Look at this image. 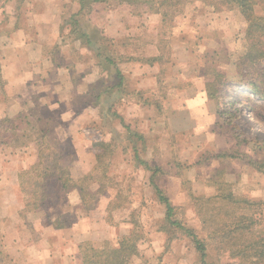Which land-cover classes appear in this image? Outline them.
Segmentation results:
<instances>
[{"label":"rangeland","instance_id":"obj_1","mask_svg":"<svg viewBox=\"0 0 264 264\" xmlns=\"http://www.w3.org/2000/svg\"><path fill=\"white\" fill-rule=\"evenodd\" d=\"M120 1L89 3V6L91 4L95 8L91 13L87 14V10L81 16L82 29L91 31L93 23L97 24L103 30L104 38L107 37L102 46L108 55L127 58L135 54L137 58L145 60L144 55H151L155 52L154 47H158L163 61L156 71H160V88L166 96L165 118H178L175 114L181 110L179 116L188 128L182 132L174 131L179 128L174 125V121L168 124L153 107H148L152 129L171 130L174 134H160L155 138L150 136L152 131H149V136H144V141L138 142L140 159L148 161L151 166L162 168L156 181L178 207L179 217H183L184 224L195 229L199 237L208 242L209 261L220 262L224 253L217 250L216 241L207 239V232L196 215L190 193L197 197L214 195L217 192L214 183L217 181L236 196L248 195L251 200L264 202V173L258 172L254 164H251V161H264V149L260 150V143H264V59L257 56L260 50H264V34L253 30L249 35L250 24L240 12H236L235 16L221 24L223 30L217 38L224 44L217 47L214 42L208 41L213 30H207L205 20L194 14L197 13L198 8L195 7H198L196 5L201 0H149L152 4H146V0H137L138 3L131 5L121 4ZM163 1L167 3L162 4ZM24 2L25 0H0V7L1 4L7 5L4 13L12 19L13 25L25 12V9H21L22 3V8L25 7ZM62 5L60 2V9ZM157 9L159 13L155 12ZM77 11V3H70L61 9V39L46 52L54 57L55 63H62L66 57L72 56L78 60L86 59L92 66L94 57L89 52L81 54L78 48L80 42L74 40L77 32L71 25L70 18ZM142 13L144 15L140 16ZM257 13L264 16V8H258ZM4 17L2 15L1 19ZM3 20L0 21L4 22ZM248 53L255 55L253 59L247 57ZM148 71L147 76L153 74L152 69ZM207 81L216 83L218 98L213 100L212 111H206L207 107L202 108L207 117L199 119L203 123L197 125L199 120L191 123L189 119L198 118L197 114L201 113L202 106H194L190 100L200 96ZM106 82H111L107 74L102 84ZM1 83L3 81L0 77ZM99 89L102 87L98 84L89 88L88 100H92ZM89 103L90 101H84L82 105ZM33 108L27 107V113H31ZM118 110L121 111L122 108ZM185 110H190L191 113L184 118L187 114L183 115L181 112ZM121 112L124 114V110ZM32 117L37 119V115ZM156 117L160 118L159 121ZM135 125L137 126L130 123L132 130ZM5 127L11 130L12 123H7ZM41 128H47L45 122L39 124L38 129ZM22 130L18 133H22ZM79 131L81 141L88 143L106 142L118 136L120 149L111 160V170L106 176H101L97 186L92 185L88 204L90 209L97 207V211H103L108 197L114 196L105 210L110 225L116 230L112 232L110 246H115L123 235H129L134 230L142 237L139 248L143 256L135 257L132 264H199V255L189 238L177 232L170 240L165 233L160 232L165 209L155 197L153 187L149 185L151 173L136 161L131 150L133 144L119 120L115 122L113 116H107L101 122L82 126ZM0 139L15 142L16 133L12 135L9 132L6 139ZM31 139L28 137L26 141ZM127 146L125 151H121V147ZM63 149L69 154L61 164L69 169L74 179H80L84 172L81 170L79 157L75 154L77 144L70 141L65 143ZM178 162L182 165L180 170L176 168ZM102 172L101 168L96 170L100 175ZM177 173L182 176H174ZM33 177L39 181L38 177ZM27 179H31V176H26L25 180ZM32 224L31 216L26 222L25 216L21 219L16 217V213L10 214L0 223V264H26L37 260L41 251L30 243L33 237L30 228ZM103 236L110 237L109 233H103ZM15 237L22 242L18 244ZM70 253L72 254L68 259L58 257L56 260L59 263L55 261L54 264H81L78 253Z\"/></svg>","mask_w":264,"mask_h":264},{"label":"crops","instance_id":"obj_2","mask_svg":"<svg viewBox=\"0 0 264 264\" xmlns=\"http://www.w3.org/2000/svg\"><path fill=\"white\" fill-rule=\"evenodd\" d=\"M216 1L221 7L220 10L216 9L215 4L200 2L196 5L198 7L195 8L198 10L194 14L205 20L207 30H213L211 31L213 35L208 41L214 42L219 47L224 44L220 38H217V35L222 33L224 21L239 11L228 4V6L225 5L227 0ZM60 2L63 4L61 9L69 6L70 3H77L79 9V3L76 0H25V7L22 8L23 3L21 6L25 12L20 19L14 21L13 25L12 19L4 13L7 5L1 4L0 7V20L5 18L4 22L0 21V77L4 83L3 88H0L2 89L0 92V138L6 139L9 132L12 135L16 133L15 142L0 139V223L12 213H16V217L21 219L25 216L26 222L31 216L33 224L30 228L33 237L30 243L41 252L35 262L26 264H49V262L54 264L55 261L59 263L56 260L58 257L68 259L72 254L70 252L77 254L80 243L90 241L97 247H103L113 237L112 232H116L110 225L108 214L105 212L114 196L108 197L103 211H97V207L90 209L81 200L77 188L65 190L61 182L55 178L45 180V199L41 208L28 210L26 205L29 196L24 192L23 185L25 177L29 176L38 161V147L35 142L38 131L28 128L26 133H18L20 128H15L16 130L13 131L5 127L10 120H14L19 126L21 122V127L27 126L25 124L27 120L52 121L57 124L55 134L61 143L63 158L69 154L63 146L72 141L77 144L78 150L75 154L79 157L84 175L93 172L96 168V155L100 153V150L94 146L97 142H82L79 130L82 126L101 122V101H97L96 95L95 98L92 97L93 99L89 97L92 100H88L87 90L94 88L96 84L102 89L105 88L106 83L104 85L102 83L105 82L106 74L96 65L95 59L92 66L86 59L78 60L72 56L66 57L62 63H55L54 57L46 52L48 48L56 46L61 39ZM2 15L5 16L3 19H1ZM78 48L81 54L89 52L80 45ZM154 49L156 53L153 51L151 55L144 56L146 58L161 56L158 47L155 46ZM89 54L93 56L90 52ZM132 57L134 59H126L119 64V69L125 78V88L129 90L127 95H130L121 100L124 114L122 110L119 114L128 126L130 123L137 124L133 127V131L136 128L137 131H135L146 138L150 134L149 131H152L150 136L155 138L160 134H174L171 130L152 129L149 108L142 106V102L152 96V91L159 89L160 71L156 70H159L160 64H147L142 57L137 58L135 54H132ZM149 69L153 70V74L147 76ZM112 83L109 82V84ZM140 92L144 93L143 100L138 99ZM84 101H90V103L83 106ZM213 102L207 97L204 84L200 96L197 95L190 100L192 105L202 106L201 113L197 114L198 118L189 119V122L194 123L207 117L202 112V108L207 107L206 111H212ZM163 104L166 106V102ZM30 106L34 108L31 113H27L26 108ZM180 111L178 110L179 113ZM189 112L190 110H185L181 113L187 114L185 118ZM179 113L175 114L178 118L173 117L174 119L165 118L166 114L162 117L168 124L174 121V125L179 127L174 131H186L187 124H184ZM32 115H37L35 117L37 119L34 120ZM156 119L159 121L160 118L156 117ZM200 123H203V120H199L197 125ZM28 137L32 139L26 141ZM127 151L130 152V150ZM85 159H87L86 162ZM97 185V183L93 184V186ZM103 233H109L110 237L103 236ZM15 240H18V244L22 242L17 237Z\"/></svg>","mask_w":264,"mask_h":264},{"label":"trees","instance_id":"obj_3","mask_svg":"<svg viewBox=\"0 0 264 264\" xmlns=\"http://www.w3.org/2000/svg\"><path fill=\"white\" fill-rule=\"evenodd\" d=\"M76 1L79 3V9L70 18V23L76 28L77 32V37L74 40L75 42H80V46L87 49L93 55L96 65L109 76L111 82L114 80L112 84L106 82L105 88L99 90L96 94L97 101H101V120H104L107 116L110 118L113 116L115 122L119 120V123L126 130V134H128L127 138L133 144L132 148L136 161L144 170L151 173L149 179L150 185L154 189L157 200L165 209L160 232L165 233L170 240L172 236L174 238L177 232L189 238L199 255V264H264V202L251 200L248 195L236 196L233 191L224 189L223 185L217 181L214 183L217 187V192L214 195L197 197L193 193H190V197L195 205L196 215L207 232V239L216 241L218 243L217 250L224 253L220 262L209 261L208 242L201 239L195 229L187 227L184 224L183 217H179L180 212L178 207L173 204L166 191L156 181L157 175L161 173L162 168L160 166H151L148 161L140 159L138 142L144 141V136L133 131L119 114L120 109L118 110V108L123 109L121 100L129 94V90L125 88V78L119 69V64L125 62L126 59L132 60L134 58L106 54L102 42L106 41L107 37L104 38L102 34L103 30H100L97 24L93 23L94 27L91 31L85 28L82 29L81 16L83 17L87 10V14L91 13L95 8L91 7V4L89 6V3L96 4L110 0ZM138 2L137 0L120 1L121 4L129 5ZM144 2L152 4V1L149 0ZM201 2L204 4H215L217 10L221 9V7H218V2H207L206 0H201ZM166 3L167 1H163L162 4ZM224 4L237 9L250 24L249 35L253 30L254 32L257 30L264 34V16L257 13L258 8H264V0H227ZM155 12L159 13L158 9ZM143 15L142 13L140 16ZM163 19H166V15ZM254 56L252 53L247 54V57L250 59H253L252 57ZM257 56L264 59V50H260ZM162 61V55L145 59V62L150 65L158 63L162 66ZM161 77V75L158 77L159 89L152 91V96L142 102L143 107H153L160 117L165 115L163 102L166 100V96L163 95L162 88H160L162 84ZM3 85L4 83H1L0 88H3ZM1 91L2 89H0ZM205 91L210 100L218 98L217 85L214 81H207L205 83ZM159 92H161V95ZM143 95V92L138 93V99L143 100ZM93 97L95 98V96ZM25 122L28 126H25V129L21 127V122L20 126L14 120H10L8 124L11 125L12 123L11 130L20 128V131L23 129V133H26L28 128L36 132L38 131L37 138L35 139L38 147V161L34 165L33 171L29 174L31 179L25 180V184L23 185L24 192L29 196L26 205L28 210L41 208L45 199V180H52L53 178L60 181L65 190L77 188L80 192L81 200L88 207L92 185L97 183L101 176H106L109 173L111 170V160L120 149L117 143L118 136L112 137L106 142L99 141L94 144L100 150V153L96 155V168L93 172L83 175L80 179L76 180L71 176L69 169L61 164L63 160L61 143L54 131L57 124L48 121L45 122L47 128L38 129L39 124L44 121L35 120V122H31L27 120ZM260 144V150L263 151L264 143ZM126 148L128 146L121 147V151H125ZM106 159H109V161H106ZM251 164H254L258 172L264 173V161H251ZM181 167V163H176L178 170ZM98 168L103 170L101 175L96 173ZM175 175L177 177L182 176L181 173ZM33 176L38 177L39 181L34 180ZM141 238L138 231L133 230L129 235H123L115 246H110L109 242L103 247H97L90 241L83 242L78 245V256L81 259V264H132V260L135 257L143 256V252L139 248Z\"/></svg>","mask_w":264,"mask_h":264}]
</instances>
